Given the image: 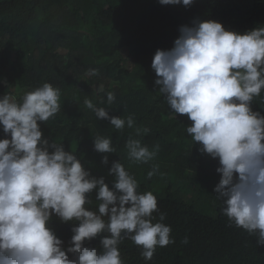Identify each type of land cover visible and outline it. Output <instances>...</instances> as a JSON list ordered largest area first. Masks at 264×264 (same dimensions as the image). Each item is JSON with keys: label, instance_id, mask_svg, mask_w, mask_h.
<instances>
[{"label": "clouds", "instance_id": "obj_1", "mask_svg": "<svg viewBox=\"0 0 264 264\" xmlns=\"http://www.w3.org/2000/svg\"><path fill=\"white\" fill-rule=\"evenodd\" d=\"M158 2L189 7L194 0ZM178 31L170 49L154 53V83L171 111L192 122L186 132L199 151L218 158L221 178L213 191L224 204L222 214L264 245V115L252 109L264 91V25L242 33L216 20L194 19ZM96 74L95 69L86 73ZM60 97V89L47 82L22 101L11 93L0 96V264H125L119 247L125 239L150 261L157 247L175 242L165 214L158 221L153 215L156 196L138 191L136 178L119 160L108 170L114 178L108 183L63 144L43 136L40 124L60 111ZM106 97L107 105L116 99L113 92ZM84 104L118 131L134 129L135 137L150 131L138 127L131 114L110 115L90 99ZM93 145L98 153L116 151L111 137L97 135ZM126 148L129 159L141 163L156 155L132 136ZM108 162L102 156L101 163ZM157 172L153 165L147 176ZM93 193L96 210L90 207ZM53 217L72 223L67 247ZM96 238L99 248L87 246Z\"/></svg>", "mask_w": 264, "mask_h": 264}, {"label": "trees", "instance_id": "obj_2", "mask_svg": "<svg viewBox=\"0 0 264 264\" xmlns=\"http://www.w3.org/2000/svg\"><path fill=\"white\" fill-rule=\"evenodd\" d=\"M194 19L216 20L243 33L264 23V0H194L189 7L158 0H0V96L11 93L22 101L45 82L59 88L61 109L40 124L43 136L63 144L108 183L114 179L108 170L119 160L136 178L138 191L156 196L158 212L153 215L158 221L165 214L163 222L171 226L175 242L157 247L145 262L141 248L125 239L119 246L125 264H264V245L222 214L224 204L213 191L221 178L218 158L199 151V143L186 132L192 122L171 111L154 83L155 51L170 49L179 27ZM90 69L97 74L86 75ZM107 92L116 97L111 105ZM85 99L106 107L110 115H133L149 133L135 137L134 129L116 130L109 121L98 120ZM254 100L253 111L264 115V91ZM97 135L111 137L116 151L96 152ZM129 136L140 138L155 157L148 163L129 159ZM104 155L107 165L101 163ZM153 165L158 172L149 178ZM92 200L90 207L96 210L94 193ZM53 227L67 247L72 223L53 217ZM87 246L99 248V238Z\"/></svg>", "mask_w": 264, "mask_h": 264}, {"label": "rangeland", "instance_id": "obj_3", "mask_svg": "<svg viewBox=\"0 0 264 264\" xmlns=\"http://www.w3.org/2000/svg\"><path fill=\"white\" fill-rule=\"evenodd\" d=\"M261 25H264V23L263 24H261ZM260 25V26H261ZM45 65H46V61H42V63H41V66H42V68L44 69L45 68ZM132 65H133V61H132V58L131 59H128V61H127V66L130 68V67H132ZM45 75V69H44V71H43V73H42V76L41 77H43ZM97 87H98V89H100L101 88V86L100 85H97ZM255 103V100H253V104ZM253 104H252V106H253ZM176 187H177V185H176Z\"/></svg>", "mask_w": 264, "mask_h": 264}, {"label": "water", "instance_id": "obj_4", "mask_svg": "<svg viewBox=\"0 0 264 264\" xmlns=\"http://www.w3.org/2000/svg\"><path fill=\"white\" fill-rule=\"evenodd\" d=\"M103 88H104V86L102 85L101 88H100L99 90H101V89H103Z\"/></svg>", "mask_w": 264, "mask_h": 264}]
</instances>
